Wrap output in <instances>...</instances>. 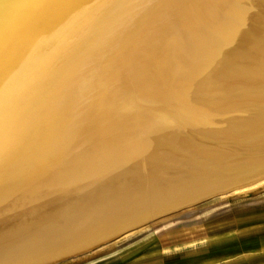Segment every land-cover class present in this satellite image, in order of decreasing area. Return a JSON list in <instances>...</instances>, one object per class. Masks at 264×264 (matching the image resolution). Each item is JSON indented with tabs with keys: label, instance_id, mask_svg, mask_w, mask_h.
<instances>
[{
	"label": "bare ground",
	"instance_id": "1",
	"mask_svg": "<svg viewBox=\"0 0 264 264\" xmlns=\"http://www.w3.org/2000/svg\"><path fill=\"white\" fill-rule=\"evenodd\" d=\"M260 183L264 0H0V264Z\"/></svg>",
	"mask_w": 264,
	"mask_h": 264
},
{
	"label": "rangeland",
	"instance_id": "2",
	"mask_svg": "<svg viewBox=\"0 0 264 264\" xmlns=\"http://www.w3.org/2000/svg\"><path fill=\"white\" fill-rule=\"evenodd\" d=\"M41 264H264V183L160 215Z\"/></svg>",
	"mask_w": 264,
	"mask_h": 264
}]
</instances>
